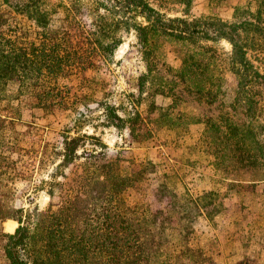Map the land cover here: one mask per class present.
I'll use <instances>...</instances> for the list:
<instances>
[{
  "label": "trees",
  "instance_id": "1",
  "mask_svg": "<svg viewBox=\"0 0 264 264\" xmlns=\"http://www.w3.org/2000/svg\"><path fill=\"white\" fill-rule=\"evenodd\" d=\"M163 2L178 5L182 15H169ZM254 2L253 11L235 8V20H226L208 12L189 18L193 0H0V111L13 97L32 107L62 102L57 80L63 72L72 66L94 68L93 53L112 55L132 31L145 64L137 77L140 94L149 84V90L173 103L193 98L218 109L217 117L192 116L204 125L205 140L248 172L251 181H264V89L257 90L262 74L249 56L264 42V0ZM89 11L85 37L92 54L74 49L66 30L77 15ZM13 13L29 20L32 29L11 20ZM221 41L230 45L225 55L217 48ZM168 54L176 66L167 65ZM158 64L168 66L171 77L164 83ZM102 108L106 125L127 126L140 136L138 112L123 118L114 104ZM155 108L151 103L150 112ZM164 116L159 113L158 120ZM69 131L62 133L59 162L43 183L53 196L64 185L58 175L65 176L64 170L82 158L71 177L75 188L55 209L24 208L2 189L15 168L6 152L24 133L0 115V222H18L13 232L0 230L7 264H215L209 251L189 243L196 217L203 213L212 219L219 212L210 207L208 193L194 199L160 183L158 198H169L177 212L175 224L165 211L130 206L125 192L144 172L122 169L118 157L99 162L101 151L78 153L85 135ZM145 164L151 171L153 164Z\"/></svg>",
  "mask_w": 264,
  "mask_h": 264
},
{
  "label": "rangeland",
  "instance_id": "2",
  "mask_svg": "<svg viewBox=\"0 0 264 264\" xmlns=\"http://www.w3.org/2000/svg\"><path fill=\"white\" fill-rule=\"evenodd\" d=\"M160 4L169 15H182L178 5L170 2ZM235 8L253 11L255 2L193 0L187 16L199 17L208 12L226 20H235ZM244 13L242 16L248 15ZM91 14L92 11L77 15L76 22L66 27L71 46L86 54L93 52L87 48L85 37ZM11 20L32 29V23L20 15L13 13ZM217 48L225 55L230 45L221 41ZM92 55L96 64L94 68L83 70L72 66L58 78L62 102L32 107L19 103L13 97L0 111L1 116L13 120L14 127L24 133L16 141L15 148L6 152L15 168L13 178L6 182L8 186L3 187V191L12 194L13 203L17 206L27 208L36 205L45 209L51 205L53 209L57 208L75 188L71 177L76 163L82 159L67 167L65 176L58 175V180L64 183L63 188H56L50 196L48 185L43 181L50 178L53 167L59 162L62 133L67 129L72 136L85 135L78 153L101 151L97 158L99 162L118 157L122 169L131 173L137 170L144 172L136 175L125 192L130 206L152 212L165 211L175 224L177 212L171 208L169 198H158L160 183L167 184L178 195H189L194 199L208 193L206 200L210 207L219 212L212 219L203 213L196 217L189 235L190 245L209 251L215 264H236L240 260L264 264V181H251L249 173L240 165L231 158L225 159L226 154L221 148L213 151L205 140L204 125L192 118L193 115L217 117L219 110L203 106L193 98L173 103L169 97L152 92V88L149 90V84L140 94L137 77L145 71V64L132 31L125 34L112 55ZM249 56L262 74L257 86L261 92L264 89V42L250 51ZM166 63L172 67L177 65L173 54L167 55ZM167 68L158 64L162 83L171 77ZM14 86L12 84L13 91ZM157 87L155 84L153 89ZM103 103L114 104L123 118L138 112L135 126L140 136H133L127 126L106 125ZM151 103L158 108L150 112ZM162 112L165 116L158 120ZM261 137L264 140V131ZM228 147L230 151V145ZM148 162L153 164L151 171L143 168ZM11 220L0 222V230L13 232L15 228L10 231L6 227V222ZM12 221L16 222V227L18 222ZM0 264H7L1 248Z\"/></svg>",
  "mask_w": 264,
  "mask_h": 264
},
{
  "label": "bare ground",
  "instance_id": "3",
  "mask_svg": "<svg viewBox=\"0 0 264 264\" xmlns=\"http://www.w3.org/2000/svg\"><path fill=\"white\" fill-rule=\"evenodd\" d=\"M16 222L14 221H7L6 222V227L8 230L12 231L15 228Z\"/></svg>",
  "mask_w": 264,
  "mask_h": 264
}]
</instances>
